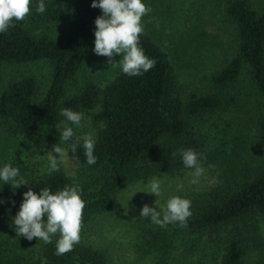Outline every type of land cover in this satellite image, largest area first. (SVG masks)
<instances>
[{"label": "trees", "instance_id": "16d2710c", "mask_svg": "<svg viewBox=\"0 0 264 264\" xmlns=\"http://www.w3.org/2000/svg\"><path fill=\"white\" fill-rule=\"evenodd\" d=\"M39 2L25 21H13L14 26L0 33V66L47 59L52 81L40 100H36L34 77L11 82L0 95V127L29 143L48 145L62 108L80 112L99 106L95 119L103 128L94 138L95 164L87 163L83 141L72 137L68 154L80 166L78 177L45 174L36 183L37 194L44 187L54 194L66 186H79L85 202L81 227L88 226L108 213L112 216L119 194L132 185L189 170L181 152L192 149L201 155L203 167L227 163L219 164L220 176L226 180L181 196L191 201L187 227L179 223L160 227L140 216L128 220L129 256L135 264H264V121L261 135H239L228 154H223L224 148L218 155L208 150L190 119L220 108L221 96L192 95L185 102L169 52L144 32L139 47L156 61L150 71L128 76L121 70L104 88L89 83L63 101L67 83L94 52L95 19L103 13L91 7L92 0H75L72 28L63 37L50 38L31 27L63 18L64 4L43 0L46 11L40 14ZM226 10L237 24L239 45L230 63L213 75V82L225 88L237 82L246 68L257 92L264 95V5L257 10L247 0H229ZM77 142L72 152L70 146ZM260 142L262 147H254ZM13 196L11 190H0V264H132L130 258L118 259L110 247L89 243L85 230L80 231L79 244L61 256L55 254L59 233L49 244L38 238H14L6 231L18 212Z\"/></svg>", "mask_w": 264, "mask_h": 264}, {"label": "rangeland", "instance_id": "374dc122", "mask_svg": "<svg viewBox=\"0 0 264 264\" xmlns=\"http://www.w3.org/2000/svg\"><path fill=\"white\" fill-rule=\"evenodd\" d=\"M37 1L31 0L30 13ZM60 1L63 2L65 9L63 18L48 24H33L31 28L36 33L46 34L50 38H60L72 28L71 7L75 0ZM247 1L257 10L263 8L264 0ZM143 3L152 10L142 17L143 32L153 37L156 43L169 52L175 65L182 99L186 102L192 95L215 94L222 98L223 104L220 108L190 119L195 129L206 140V148L217 152V155L219 150L224 148L226 151L223 154H228L239 135L248 132L261 135L264 95L257 92L246 68L237 82L225 88L213 82V75L230 63L236 56L239 45L237 24L226 10L229 0H145ZM119 59V55L114 56L113 62H118ZM121 70L118 63L111 65L107 57L98 56L93 52L76 76L67 83L63 101L82 91L89 83L104 88ZM52 72V66L47 59L5 63L0 66V95L11 82L24 77H34L38 87L36 100H40L51 84ZM99 109V106L94 109H82L80 112L84 114V119L80 127L69 122L74 131L73 138L83 141L85 135L91 134L93 138L98 136L103 128V123L95 119V113ZM64 120L65 117L61 115L60 122ZM60 131L56 129L54 138L46 145L29 143L21 135L9 131L6 126L0 127V169L5 164L18 167L20 176L17 179L22 178L28 182V185L13 189L11 184H5L0 180V190L14 192L13 197L18 211L23 201V193L29 188L36 192L37 181L45 174L54 173L49 170V152H53L56 158H59V154L53 151V146L58 144L68 153V145L72 138L67 142L62 141ZM255 140L260 141L258 137H255ZM254 147L258 149L262 147V143H257ZM254 151L256 150H252ZM219 164L226 166L227 163L217 162L204 166L205 173L197 184L191 183L193 169L182 171L176 176L155 177L162 181V195L158 198L153 194L144 193L148 191V183L134 184L119 194V201L112 216L108 213L104 219L101 217L98 221H91L88 226L83 225L81 231L85 230V238L89 243L110 247L118 259L125 261L130 258L131 263L135 264L133 257L128 254L131 253L129 248L132 241L130 236L126 238L129 227L125 223L133 217L140 216L144 204L156 207L159 211L173 196L181 197L199 192L225 181L226 179L220 176L222 171ZM58 166L59 171L55 172L78 177L80 166L69 154ZM135 192L137 193L133 196ZM15 229L13 220L6 231H11L12 235H15L14 238L24 240Z\"/></svg>", "mask_w": 264, "mask_h": 264}, {"label": "clouds", "instance_id": "9594fccd", "mask_svg": "<svg viewBox=\"0 0 264 264\" xmlns=\"http://www.w3.org/2000/svg\"><path fill=\"white\" fill-rule=\"evenodd\" d=\"M30 2L31 0H0V33H5L9 27L14 26L13 21L26 20L30 14ZM91 7L99 8L103 13L95 19V54L107 57L111 65L118 63L122 72L128 76H141L150 71L156 61L148 58L139 47V37L144 31L141 23L142 17L149 14L152 11L151 8L142 3V0H92ZM36 11L40 14L46 11L43 0H40ZM117 55L120 56L119 61L113 62V57ZM60 114L65 117V120L57 124L56 129L61 130L60 139L67 142L74 136L69 122L80 127L84 114L69 108H62ZM77 146L78 142L73 143L70 146L71 151L76 152ZM83 148L87 163L95 164V140L91 134L83 137ZM53 151L59 154V158H56L53 152H49L50 172L59 171V163L64 162L68 155L67 150L58 144L53 146ZM181 155L184 166L194 170L191 183H199V178L205 173L201 155L192 149L182 150ZM19 176L20 169L10 164H5L0 169V180H3L5 184H11L13 189L28 185L26 180L17 179ZM161 185L162 181L159 178H153L148 182L147 192H138L153 194L158 198L162 195ZM80 191L79 186H66L63 190L53 194L50 189L44 187L37 194L29 188L23 193L20 210L14 218L16 233L29 241L38 238L45 244L51 243L52 236L59 233L55 254L61 256L71 252L74 245L80 242L82 215L85 207ZM157 203L158 200L155 201V204ZM190 208V200L173 196L159 211L156 207L144 204L140 217L150 219L152 223L160 227H166L170 223H179L184 228L187 227V220L192 215Z\"/></svg>", "mask_w": 264, "mask_h": 264}]
</instances>
